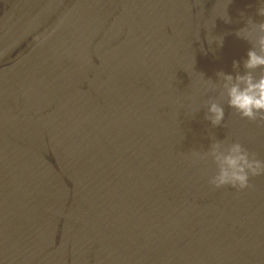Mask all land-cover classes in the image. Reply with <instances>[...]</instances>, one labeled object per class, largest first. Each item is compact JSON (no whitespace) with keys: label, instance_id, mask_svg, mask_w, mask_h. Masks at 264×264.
Listing matches in <instances>:
<instances>
[{"label":"water","instance_id":"obj_1","mask_svg":"<svg viewBox=\"0 0 264 264\" xmlns=\"http://www.w3.org/2000/svg\"><path fill=\"white\" fill-rule=\"evenodd\" d=\"M226 4L0 0V264H264V176L215 189L191 156L215 135L264 159L259 122L204 120L199 73L250 47L207 51Z\"/></svg>","mask_w":264,"mask_h":264},{"label":"clouds","instance_id":"obj_2","mask_svg":"<svg viewBox=\"0 0 264 264\" xmlns=\"http://www.w3.org/2000/svg\"><path fill=\"white\" fill-rule=\"evenodd\" d=\"M231 3L232 0H227L224 14L212 20L210 29L204 27L207 30L205 37L207 51L215 55L223 48L225 36L229 34H234L250 47L242 61L232 62V73L217 71L215 80L205 78L203 73H199L202 87L213 94L203 106L204 120L212 128L221 127L227 107L239 114L242 119L259 122L264 126V0H256V16L260 19L240 12L243 27L234 33L213 35L217 17L226 24L233 22L227 13ZM209 138L211 143L207 149L201 146L195 149L191 156L196 163L211 162L215 166V173L208 180L213 188L228 187L243 191L253 187L250 183L252 178L264 176V159L258 158L240 142L218 140L215 135H209Z\"/></svg>","mask_w":264,"mask_h":264}]
</instances>
